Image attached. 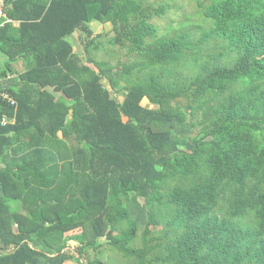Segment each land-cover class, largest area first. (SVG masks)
I'll list each match as a JSON object with an SVG mask.
<instances>
[{"label":"trees","instance_id":"1","mask_svg":"<svg viewBox=\"0 0 264 264\" xmlns=\"http://www.w3.org/2000/svg\"><path fill=\"white\" fill-rule=\"evenodd\" d=\"M196 1L200 39L160 35L168 4L5 0L0 264H112L106 246L126 264H264V0ZM93 22L140 60L99 61Z\"/></svg>","mask_w":264,"mask_h":264},{"label":"rangeland","instance_id":"2","mask_svg":"<svg viewBox=\"0 0 264 264\" xmlns=\"http://www.w3.org/2000/svg\"><path fill=\"white\" fill-rule=\"evenodd\" d=\"M149 4L158 7L161 4H168L170 9L168 13L162 18H157L152 21L160 29V35L171 34L174 31L184 30L193 32L196 39H200L202 36V31L208 26L207 20L203 17L202 11L200 10L196 0H147ZM91 28L95 34H103L101 39L103 47L97 52L96 56L99 61H105L110 64L115 70L119 69V62L131 63L139 61L137 55H132L129 53L128 49H122L120 47H114L110 43L111 38V26L109 24H102L99 22L91 23ZM80 31L77 32L73 39L75 43L76 51L82 56V46L79 39L82 37ZM215 53L214 50L210 49L208 46L204 48L203 56L206 58L209 54ZM4 59L0 60L2 65ZM123 83V82H122ZM104 85L111 89V83L107 80L104 81ZM118 100L122 101V96L114 95ZM146 106L149 107L148 102H144ZM101 255L99 257L106 263L112 264H126L127 261L124 260L117 251L103 247L101 250ZM88 256L91 259L96 257V253L89 252ZM74 264V263H67Z\"/></svg>","mask_w":264,"mask_h":264},{"label":"built area","instance_id":"3","mask_svg":"<svg viewBox=\"0 0 264 264\" xmlns=\"http://www.w3.org/2000/svg\"><path fill=\"white\" fill-rule=\"evenodd\" d=\"M5 9H6L5 0H0V18L5 16ZM10 78L11 76L8 77V79ZM3 84H4V79L0 78V96L4 100L10 102L12 105H15V101L12 98V96L2 88ZM9 122L10 120L7 117H3L0 119V125H6Z\"/></svg>","mask_w":264,"mask_h":264},{"label":"crops","instance_id":"4","mask_svg":"<svg viewBox=\"0 0 264 264\" xmlns=\"http://www.w3.org/2000/svg\"><path fill=\"white\" fill-rule=\"evenodd\" d=\"M4 59L5 60V56L3 54H0V60ZM4 63V62H3ZM1 65V64H0Z\"/></svg>","mask_w":264,"mask_h":264},{"label":"water","instance_id":"5","mask_svg":"<svg viewBox=\"0 0 264 264\" xmlns=\"http://www.w3.org/2000/svg\"><path fill=\"white\" fill-rule=\"evenodd\" d=\"M2 88L6 89V88H8V87H7V86H2Z\"/></svg>","mask_w":264,"mask_h":264}]
</instances>
